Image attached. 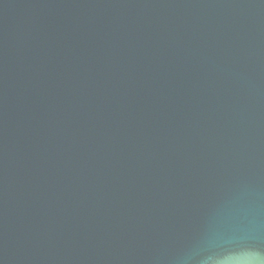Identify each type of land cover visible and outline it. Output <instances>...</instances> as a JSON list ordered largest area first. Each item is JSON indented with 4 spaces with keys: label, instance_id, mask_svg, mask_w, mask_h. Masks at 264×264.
Returning <instances> with one entry per match:
<instances>
[{
    "label": "water",
    "instance_id": "obj_1",
    "mask_svg": "<svg viewBox=\"0 0 264 264\" xmlns=\"http://www.w3.org/2000/svg\"><path fill=\"white\" fill-rule=\"evenodd\" d=\"M0 264H264V0H0Z\"/></svg>",
    "mask_w": 264,
    "mask_h": 264
}]
</instances>
